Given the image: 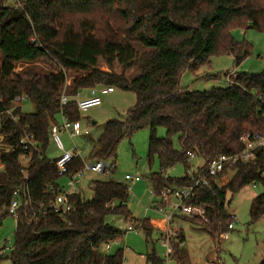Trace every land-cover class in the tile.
Returning a JSON list of instances; mask_svg holds the SVG:
<instances>
[{"label": "trees", "instance_id": "1", "mask_svg": "<svg viewBox=\"0 0 264 264\" xmlns=\"http://www.w3.org/2000/svg\"><path fill=\"white\" fill-rule=\"evenodd\" d=\"M5 1L0 0V226L19 198L12 264H124L122 248L113 253L104 249L127 233L109 223V215L135 221L147 241L155 235L149 218H133L129 184L113 178L94 180L89 200L81 192H69L74 209L66 216L50 212L63 192L61 178L85 167L77 153L62 175L56 159L46 155L59 115L71 122L81 118L75 100L61 104L64 92L76 97L84 89L110 86L136 95L125 120L105 122L91 159L112 161L114 172L120 142L149 128V162L157 159L160 166L151 174L157 192L191 183L188 177L167 174L176 165L186 169L190 152L208 163L240 151L243 133L264 134V71L237 73L227 87L209 91L181 86L186 71H198L216 55L232 54L236 66L249 56L250 44L236 41L231 30L264 32V0H25L20 9L5 6ZM39 60L53 61L56 68L39 69L33 65ZM101 61L110 70H102ZM18 63L28 67L16 72ZM115 64L120 72L114 71ZM134 68L139 73L130 77ZM23 95L35 104V112L15 106ZM160 127L166 129L165 137L157 135ZM26 134L34 135L37 150L24 148ZM24 155L30 158L27 166L21 162ZM258 155L257 161L239 163L227 185L211 179L210 187L197 188L193 202L207 207L209 221H196L218 235L230 230L235 218L228 211V193L256 180L264 150ZM263 215L264 191L250 208L253 221ZM175 254L177 264L188 263L184 248L177 246ZM146 259L147 264H162L155 251ZM259 264H264V254Z\"/></svg>", "mask_w": 264, "mask_h": 264}, {"label": "rangeland", "instance_id": "2", "mask_svg": "<svg viewBox=\"0 0 264 264\" xmlns=\"http://www.w3.org/2000/svg\"><path fill=\"white\" fill-rule=\"evenodd\" d=\"M233 38L238 42H247L250 44L249 56L236 66L232 54L225 53L211 58V62L202 66L198 71H186L181 78V86L189 91H209L212 88H225L233 83L237 73H262L264 71V32L254 28L236 27L231 30ZM2 54L0 51V64ZM53 61L39 60L33 64L35 67L44 70H54L56 67ZM28 64L18 63L15 71L19 72L27 68ZM102 70H110L108 65L100 62ZM114 71L120 72L121 67L115 64ZM229 72L228 75H225ZM139 73L137 68L128 72L130 77ZM71 78L68 80V83ZM100 87H96L99 91ZM65 93V92H64ZM63 93V94H64ZM62 94V95H63ZM89 94V89H84L82 97ZM102 103L91 107L88 111L81 112L80 125L82 130L89 129L90 134L76 136L73 139L67 134L61 133L67 150L74 148L76 144L80 150L81 156L86 164L95 163L89 157L94 141L100 136L103 124L109 119L125 120L128 109L136 103V95L133 92L124 91L116 88L114 93L101 95ZM81 99V96H78ZM15 106H22L24 113L36 111L35 104L26 97L20 101H14ZM96 122V123H93ZM150 129L143 128L136 131L130 138L126 137L118 145L116 170L110 174L97 173L91 170L84 172L77 189L81 191L88 200L93 197L91 181L108 180L110 178L125 181V174H137L141 176L139 182H127L130 186L131 198L129 208L133 218H153L162 219L153 210H148L156 200L151 194L153 189L151 174L160 170L159 162L154 160L153 164L149 162V137ZM159 137L166 136V129L160 127L157 130ZM176 148H181L178 136L173 138ZM70 147V148H69ZM46 155L50 159H57L62 155V151L55 146L51 139ZM29 157H21L23 165L29 164ZM198 163L203 160L198 157ZM112 164V161H106ZM185 173L183 165H176L167 170V174L172 177H182ZM233 172L229 173V178ZM67 178L62 177L61 182L67 184ZM67 188H70L67 185ZM263 187L254 188L252 185L243 187L236 193H228L227 207L231 215L235 216L233 221L234 228L226 233L218 235L214 233L203 221H196L193 218L177 220L187 236L186 250L189 254L187 264H259L264 254V215L253 221L250 216L251 201L261 192ZM107 221L112 225L127 230L130 220L123 216L109 215ZM17 226L16 217L8 216L0 226V252L1 264H12L11 252L15 242V231ZM139 233L127 232L122 237V242L114 243L108 252H115L119 248L124 250V264H147L146 255L155 251L160 257H164L166 249L162 242L153 236V240H146L142 228Z\"/></svg>", "mask_w": 264, "mask_h": 264}, {"label": "built area", "instance_id": "3", "mask_svg": "<svg viewBox=\"0 0 264 264\" xmlns=\"http://www.w3.org/2000/svg\"><path fill=\"white\" fill-rule=\"evenodd\" d=\"M25 0H6L4 2L5 6H10L15 9H20L23 7ZM115 89L110 86L100 87L99 91L96 88L91 89V96L88 98L79 99L78 96L73 97L64 93L61 97V104L64 105L71 100L77 102V106L80 112L88 111L91 107L97 106L102 103L101 95L111 93ZM27 96L23 95L17 97L15 101H22L23 98ZM62 132H67L70 137H74L81 134H89V129L85 128L82 130L80 122L69 121L65 116H63L62 122L60 124H53L50 130L51 138L55 141L58 148L62 151V155L56 159L57 166L59 168L60 174L64 175L68 172V165L72 162L75 154L78 153V149L75 146L71 150H66L63 140L60 134ZM239 142L241 144V150L233 154H221L218 157L212 159L210 162L203 161L198 163V156L194 152L189 153L190 165L185 169L183 176L188 177L191 181L190 184L186 185H172L162 189L157 192L151 189V194L155 197V201L151 206V210L156 212L163 220L162 225L155 226V233L157 234V239L162 242L166 249L164 257H161L162 264H176V247L185 246V241L181 240L182 226L177 223L178 217H189V218H199L203 221H209L207 207L201 203L197 204L193 202L196 195L197 188L201 185L210 187L211 179L215 180L218 186L227 185V183L235 175L237 169L236 166L239 163H249L257 161L259 158L258 151L264 150V134L260 132H245L239 137ZM22 145L25 149L37 150L36 140L33 134H26L21 139ZM23 157H27L24 155ZM3 167V163L0 157V171ZM113 164H109L106 161L99 160L95 163H85L83 170L78 173L72 174L69 177L70 188H63V192L57 197L54 203L50 206V212L55 213L59 216H66L70 211L74 209V205L69 202L67 194L69 192H78V185L84 176V172L91 170L97 173H107L110 174ZM233 172V175L229 178V173ZM257 178L250 183L254 188L263 187L264 189V159L261 165H259L256 171ZM142 178L137 174H126L125 181L127 182H138ZM20 191L17 190L16 194L19 195ZM20 205V199L15 198L9 208V212L17 217V209ZM46 213L48 210L45 211ZM234 218L235 216L232 215ZM229 228L233 229L234 224L230 223ZM140 228L136 226L135 221H131L127 231L139 233ZM119 242L118 240L105 245L104 249L108 251L111 249L114 243ZM148 264H157L153 261Z\"/></svg>", "mask_w": 264, "mask_h": 264}, {"label": "crops", "instance_id": "4", "mask_svg": "<svg viewBox=\"0 0 264 264\" xmlns=\"http://www.w3.org/2000/svg\"><path fill=\"white\" fill-rule=\"evenodd\" d=\"M71 83V81L68 83V84H70ZM89 89V94H87L86 96H83L82 97V92L83 91H81L80 92V94L78 95V96H81V99L82 98H88V97H90L91 96V88H88ZM116 91V89L113 91V92H111V93H114ZM59 123L58 124H60L61 122H62V119H63V115L62 114H60L59 115ZM80 122V121H79ZM93 123H96V122H93ZM104 125H105V123L103 124V126H102V130H101V133L103 132V129H104ZM62 133H64V134H67L69 137H70V135L67 133V132H62ZM89 134H90V132H89ZM82 135H86V134H81V135H78V136H82ZM72 139V138H71ZM53 140V139H52ZM54 141V140H53ZM54 143H55V141H54ZM65 145V144H64ZM55 146H57L56 145V143H55ZM77 147V145L75 144L74 145V147ZM93 147H94V144H93V146H92V150H91V152H90V155H89V157H91V153H92V151H93ZM57 148H58V146H57ZM66 148V147H65ZM70 148V147H69ZM59 149V148H58ZM73 149V148H72ZM77 149H78V153L81 155V153H80V150H79V148L77 147ZM67 150V149H66ZM29 157V156H28ZM127 174H130V173H127ZM126 175V174H125ZM168 175H170V174H168ZM171 176V175H170ZM65 178H67V177H65ZM67 184L66 183H62L61 182V180H60V182H61V184H62V186L63 187H66L67 188V185L69 184L68 182H69V178H67ZM141 181V180H140ZM93 181H91V183H92ZM139 182V181H138ZM91 183H90V185H91ZM78 192H81V191H78ZM82 193V192H81ZM83 194V193H82ZM152 206V205H151ZM151 206L150 207H147V211L148 210H151ZM185 218H189V217H183V216H181V217H178V219L177 220H179V219H185ZM150 219V222H151V224L153 225V227L155 228V226H157V225H162L163 224V220L162 219H153V218H149ZM128 232V231H127ZM182 234L184 235V237H185V246H181L182 248H184L185 249V251H186V254H187V257H188V261H189V254H188V252H187V250H186V243H187V236L185 235V232H184V229H183V227H182ZM155 235L157 236V234L155 233ZM119 242H117V243H121L122 242V238L120 239V240H118ZM112 247H113V245H112ZM111 247V248H112ZM175 263L177 264V261H175Z\"/></svg>", "mask_w": 264, "mask_h": 264}]
</instances>
